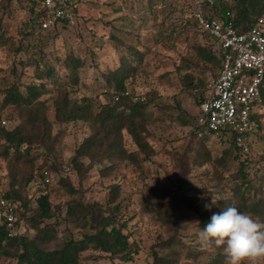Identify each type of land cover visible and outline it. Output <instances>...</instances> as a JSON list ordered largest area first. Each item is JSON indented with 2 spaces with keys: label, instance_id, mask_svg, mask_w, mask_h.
<instances>
[{
  "label": "trees",
  "instance_id": "1",
  "mask_svg": "<svg viewBox=\"0 0 264 264\" xmlns=\"http://www.w3.org/2000/svg\"><path fill=\"white\" fill-rule=\"evenodd\" d=\"M164 1L148 0L152 14L150 22L153 25L161 16L162 11L158 9L159 4H163ZM204 11L208 17L232 22L239 32H245L253 27L259 18L264 17V0H235L233 3L217 0L214 6H206ZM30 15L31 19L26 24L23 39L29 38L37 30L40 32L53 30H42L40 18L33 7H30ZM144 23L143 26L149 21L146 20ZM194 24L201 32L207 34L200 28L195 16ZM207 35L210 44L197 46L196 53L201 62L211 64L220 71L223 58L220 42ZM1 36L0 46H4L6 40ZM112 40L123 45L126 43L114 34ZM128 49L115 70L102 74L107 86L106 97L109 99L103 103H97L89 96L78 95L82 85L81 70L85 67V62L81 58L67 55L63 59V70L66 74L61 75V72L47 60L42 48L35 45L25 47L20 44L16 49L17 55L21 56L19 65L23 69L32 68L36 82L25 85L24 90L20 83L0 87L2 109L15 108L21 121L19 125L13 127L7 118L0 116V122L6 121L5 125L0 123V157L8 162L10 179V188L6 192L2 193L0 187V198L15 202L19 223L25 221L36 234L34 237L29 234L12 237L5 226H0V264H83L85 259L83 255L88 251L102 252L129 262L138 254V250L134 249L130 242L127 234L128 221L125 220L122 204L118 202L121 191L119 185L111 186L105 204L87 202L80 189L72 184L69 176H61L58 180L59 185L72 197L66 204L64 217L61 207L52 205L47 192H42L37 201L38 206L33 210L29 207L28 196L24 194L25 189L36 179L35 171H39L38 175L44 181L46 169L51 173L62 170L57 161L50 162L46 156L44 158L46 160L40 166L35 164L38 157H44L42 155H54L57 146L56 137L52 133V123L48 117L50 107L48 100H44L45 95H52L56 123L84 122L92 130L91 135L77 148L68 164L70 171L78 175L80 184L96 166H100L101 173L106 176L114 173L121 163L132 165L137 171L142 172L144 163L155 155L149 141V125L152 119L149 107L153 100L145 95V100L136 102L132 95H127V92H130L127 84L138 75L145 54L132 47ZM22 55H25V58H22ZM14 71L17 73V68H14ZM185 78L192 89H199L204 85L202 80L196 82L191 74H186ZM261 91V102L257 103L256 112L260 123L264 116V83ZM200 92L204 102L208 94L204 97L203 91ZM195 123L191 124V135L194 140L191 141L192 147L188 149V153L195 152L196 164L203 166L205 163L213 162L222 171H228L230 174L227 178L216 176L221 198L214 205L208 204L211 205L210 209L205 208L206 203H199L196 198L186 196L180 186L176 190L159 187L151 190L154 198L152 218L167 234V239L159 244V250L153 254V264H189L184 262V258L198 259L201 252H192L182 236V231L189 228L183 219L192 213L197 216L199 225L204 227L210 222L213 213H218L228 206H235L241 212L264 223V152L258 156L251 155V138L260 127L247 136L251 149L249 153H243L238 148L235 136L232 135L227 139L215 138L229 146L219 156L212 158L211 152L204 145L212 135L200 134L199 130L194 129ZM184 124L190 125L187 122ZM125 134L131 137L137 151L130 152L127 149ZM35 149L39 153L34 154L32 151ZM235 163L237 169L233 171ZM188 167L187 158L181 165L184 179L189 175ZM60 217L81 229L83 237L75 239L70 236L58 241L54 225L43 224L46 220ZM213 251L214 256L207 264H224L222 249Z\"/></svg>",
  "mask_w": 264,
  "mask_h": 264
},
{
  "label": "rangeland",
  "instance_id": "2",
  "mask_svg": "<svg viewBox=\"0 0 264 264\" xmlns=\"http://www.w3.org/2000/svg\"><path fill=\"white\" fill-rule=\"evenodd\" d=\"M198 1L165 0L163 4H159L158 11L162 13L153 25L150 22L152 14L148 0H83L78 7L76 26H61L50 32L37 30L29 38L23 39L26 24L31 19L30 1L0 0V35L6 40V44L0 46L1 88L20 83L24 90L25 85L36 82L33 69H23L19 65L21 56L17 55L16 49L20 44L42 48L47 60L61 75L66 74L63 59L67 55L81 58L85 67L81 70L82 85L78 95L89 96L97 103L109 100L102 74L115 70L129 47L145 54L138 75L127 84L131 93L144 94L153 100L149 107L152 118L149 141L155 155L144 163L142 172L132 165L121 163L114 173L106 176L101 173V167L96 166L80 184L78 175L70 171L68 164L92 130L84 122L56 123L52 95L44 96L50 107L48 117L57 146L54 155H42L44 157H38L35 164L40 166L46 160L44 158L48 157L50 162L57 161L62 170L51 173L52 184L48 186L43 185V178L39 177L38 170L35 171L36 179L24 191L30 200V209L37 208L40 195L47 192L52 205L60 206L62 216L66 215V204L72 197L59 185L61 176H69L87 202L105 204L111 186L119 185L121 191L118 202L122 204L125 220L128 221L127 234L133 248L138 250V254L129 262L102 252L88 251L83 255V264H153L154 252L167 239L165 230L152 218L154 198L151 190L155 187L176 190L180 186L186 196L196 198L199 203L212 205L213 196L216 201L221 198L216 176L227 178L230 173L222 171L213 162L200 166L195 163V152L188 153V149L192 147L191 141L194 140L191 124L195 123L203 102L200 91H203L205 97L209 83L219 74V69L201 62L196 53L197 46H208L211 42L209 36L194 24ZM227 1L233 3L235 0ZM146 20L149 23L143 26ZM113 34L126 42L125 45L112 40ZM22 56L25 58V55ZM14 68H17V73ZM186 74H191L196 82L202 80L204 85L199 89H192L187 83ZM1 101L2 97L0 116L7 118L10 126L19 125V112L13 107L2 109ZM183 121L190 125H185ZM259 129L251 138L253 156L264 152V116ZM125 144L130 152L137 151L128 134H125ZM204 145L211 152L212 158L219 156L229 146L213 136ZM32 152L39 153L37 149ZM187 158L190 172L184 179L181 165ZM233 167L235 171L237 164ZM8 170V162L0 157L2 193L10 188ZM23 171L26 172L25 169ZM78 197L76 198L79 199ZM183 220L189 227L182 231L185 244L192 252H201L197 260L184 258V262L207 264L214 256V251L202 250L199 246L196 234L201 226L194 223L198 221L197 216L192 213ZM20 223L19 234L35 236L36 233L29 224L25 221ZM46 224L54 225L58 241L70 236L75 239L83 237L81 229L63 221L61 217L46 220L43 226Z\"/></svg>",
  "mask_w": 264,
  "mask_h": 264
},
{
  "label": "built area",
  "instance_id": "3",
  "mask_svg": "<svg viewBox=\"0 0 264 264\" xmlns=\"http://www.w3.org/2000/svg\"><path fill=\"white\" fill-rule=\"evenodd\" d=\"M83 0H30L40 18L42 30L61 26L74 27L78 22V7ZM216 0H199L195 19L200 28L220 42L222 63L219 74L208 85V97L200 106L194 129L214 138L234 135L243 153L250 152L247 136L260 127L256 117L264 83V17L245 32H239L232 22H223L205 14L206 6ZM228 15H230L228 13ZM134 101L145 100L144 94H131ZM2 125L6 124L3 120ZM51 172L44 171L43 185H51ZM21 223L17 206L12 200L0 198V226L10 236H18Z\"/></svg>",
  "mask_w": 264,
  "mask_h": 264
},
{
  "label": "clouds",
  "instance_id": "4",
  "mask_svg": "<svg viewBox=\"0 0 264 264\" xmlns=\"http://www.w3.org/2000/svg\"><path fill=\"white\" fill-rule=\"evenodd\" d=\"M216 203L213 196L212 204ZM196 235L202 250L222 249L224 264H264V223L235 206L213 213Z\"/></svg>",
  "mask_w": 264,
  "mask_h": 264
}]
</instances>
